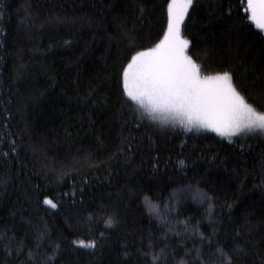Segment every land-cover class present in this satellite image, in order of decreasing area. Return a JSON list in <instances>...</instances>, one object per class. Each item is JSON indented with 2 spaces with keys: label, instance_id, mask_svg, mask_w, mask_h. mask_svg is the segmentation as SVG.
Here are the masks:
<instances>
[{
  "label": "trees",
  "instance_id": "trees-1",
  "mask_svg": "<svg viewBox=\"0 0 264 264\" xmlns=\"http://www.w3.org/2000/svg\"><path fill=\"white\" fill-rule=\"evenodd\" d=\"M168 3L0 0V264L53 254L52 264H152L161 249L177 264L196 249L207 257L217 240L227 251L238 242L241 264H264V136L229 141L163 116L138 119L135 102L122 103L124 33L138 50L154 47ZM243 15L239 0H194L182 34L206 75L232 71L264 108V31ZM129 135L130 157L118 152Z\"/></svg>",
  "mask_w": 264,
  "mask_h": 264
},
{
  "label": "snow or ice",
  "instance_id": "snow-or-ice-1",
  "mask_svg": "<svg viewBox=\"0 0 264 264\" xmlns=\"http://www.w3.org/2000/svg\"><path fill=\"white\" fill-rule=\"evenodd\" d=\"M193 4L194 0H169L167 28L163 38L154 47L138 50L131 33H124L131 45V54L125 58L126 63L121 65L117 79L122 103H128L129 100L135 102L138 119L146 116L154 121L160 116L171 117L186 130L208 129L221 137H227L229 141L233 137H248L249 134L264 136V108L249 102V98L234 82L232 71L224 69L206 75L207 70L202 64L189 55L190 41L182 34V25ZM239 9L244 14V20L251 21L264 31V0H239ZM93 95L94 91L88 94L89 97ZM261 98V104L264 105V92ZM136 126L139 127L138 124ZM134 140L135 137L131 135L122 136L118 152H127L130 157ZM11 151H16L14 140ZM183 163L181 160L180 164ZM261 184L264 185V179ZM202 197L205 202L212 199L206 194H202ZM144 199L151 211L155 205L149 202L147 195ZM43 202L53 208L57 206L47 197ZM226 206L231 209L233 205ZM113 222L110 217L107 224L110 226ZM243 223L251 231V222L245 219ZM236 234L240 235L239 229ZM43 235V232L39 233L36 240H42ZM74 243L95 247V241L85 244V241L79 240ZM208 243L212 244L211 238ZM233 243L235 248L227 251L217 240L215 251L207 257L201 249H196L194 259H181L177 264H241L244 248L235 240ZM37 247L40 245L37 244ZM167 255L165 249L152 254V264H159L161 259L164 264H168ZM53 258L54 254L46 256L47 264H52Z\"/></svg>",
  "mask_w": 264,
  "mask_h": 264
},
{
  "label": "crops",
  "instance_id": "crops-1",
  "mask_svg": "<svg viewBox=\"0 0 264 264\" xmlns=\"http://www.w3.org/2000/svg\"><path fill=\"white\" fill-rule=\"evenodd\" d=\"M163 118H164L165 120H167V121H171V122L174 123V124H179L178 122H175L172 118H168V117H164V116H163Z\"/></svg>",
  "mask_w": 264,
  "mask_h": 264
},
{
  "label": "rangeland",
  "instance_id": "rangeland-1",
  "mask_svg": "<svg viewBox=\"0 0 264 264\" xmlns=\"http://www.w3.org/2000/svg\"><path fill=\"white\" fill-rule=\"evenodd\" d=\"M168 118H171V117H168ZM192 129H194V128H192ZM196 129V128H195ZM196 130H208V129H196ZM209 131H211V130H209ZM236 137H233L232 139H235Z\"/></svg>",
  "mask_w": 264,
  "mask_h": 264
}]
</instances>
